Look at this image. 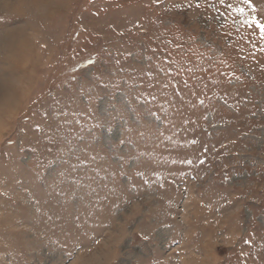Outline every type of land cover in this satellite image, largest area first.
Wrapping results in <instances>:
<instances>
[{"label":"rangeland","instance_id":"rangeland-1","mask_svg":"<svg viewBox=\"0 0 264 264\" xmlns=\"http://www.w3.org/2000/svg\"><path fill=\"white\" fill-rule=\"evenodd\" d=\"M264 0H0V264H264Z\"/></svg>","mask_w":264,"mask_h":264},{"label":"snow or ice","instance_id":"snow-or-ice-1","mask_svg":"<svg viewBox=\"0 0 264 264\" xmlns=\"http://www.w3.org/2000/svg\"><path fill=\"white\" fill-rule=\"evenodd\" d=\"M257 27H259V28H260L261 32H264V25L257 24Z\"/></svg>","mask_w":264,"mask_h":264}]
</instances>
